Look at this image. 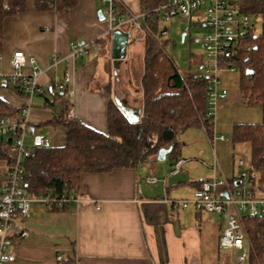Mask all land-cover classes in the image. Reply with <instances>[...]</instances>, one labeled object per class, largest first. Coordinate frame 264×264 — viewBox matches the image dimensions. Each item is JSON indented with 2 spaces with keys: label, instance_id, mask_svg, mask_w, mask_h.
Instances as JSON below:
<instances>
[{
  "label": "crops",
  "instance_id": "crops-1",
  "mask_svg": "<svg viewBox=\"0 0 264 264\" xmlns=\"http://www.w3.org/2000/svg\"><path fill=\"white\" fill-rule=\"evenodd\" d=\"M120 1L137 14L147 9L143 6L145 0ZM102 8L99 0H78L70 11L57 12L40 10L36 0H26L23 12L4 20L0 73L11 74L10 61L16 50L33 55L45 70L40 78L44 92L31 99L26 112L29 142H33L34 135H42L52 147L65 144L66 129L48 125L62 111L63 101L70 105L69 116L101 133L108 132L110 102L142 117L145 39L129 24L119 27L117 30L129 39L126 56L118 59L115 67L111 54L113 33L99 17ZM171 27L161 28V35L170 33ZM176 35L184 36L183 41L188 36L180 34L178 28ZM94 41L104 46L98 56L70 59L72 44ZM136 56L142 57V70L135 81L128 80ZM25 70L30 71L29 65ZM67 72L72 77V101L57 89ZM220 77L228 96L218 102L213 135L223 136V140L211 144L204 128L184 129L179 135V160L184 163L177 175H171L176 160L167 155L164 161H169L168 167L167 161L157 163V154L135 168L83 174L77 192L82 200L79 205L48 210L33 203L31 215L15 221L27 235L14 243V264H59L60 255L73 258L76 264H232L233 254L226 258L219 249L227 218L223 216V225L220 215L199 212L192 206L176 207L170 202L191 198L199 179H234L251 165V148L234 143L232 131L237 123L261 122V110L244 104L239 72L224 71ZM0 96L14 108H27V99L11 88H0ZM246 153L250 155L249 165ZM240 160L245 163L242 167ZM1 162L0 195L9 166L6 160ZM150 176L167 178V195L161 185L146 184ZM255 188L258 194L263 193L264 187L257 180Z\"/></svg>",
  "mask_w": 264,
  "mask_h": 264
},
{
  "label": "trees",
  "instance_id": "trees-1",
  "mask_svg": "<svg viewBox=\"0 0 264 264\" xmlns=\"http://www.w3.org/2000/svg\"><path fill=\"white\" fill-rule=\"evenodd\" d=\"M167 0H145L143 6L154 9ZM244 11L260 18L258 33L251 32L248 44L251 51H243L238 59L240 68L239 88L247 107L259 108V123H237L232 137L236 144L251 148V165L245 169L248 180L255 188V174L264 173V16L261 0H247ZM78 0H36L40 10L68 12ZM26 0H0V48L3 41V23L7 17L25 10ZM161 18L155 13L149 19L151 37L145 39L143 114L138 122L128 120L121 108L110 102L108 132L101 133L78 118L69 117L70 105L63 101V109L48 123L66 129V142L59 147H36L22 162L23 186L34 197L77 195L82 175L85 173H110L118 168H135L156 156L160 149L172 148L168 156L179 161L181 143L179 135L184 129L204 128L208 136L214 134V123L207 118V82L200 79V68L186 75L174 72L168 78L172 93H160V74L164 52L157 37ZM250 71V73H248ZM12 90L23 97L18 86ZM61 99V95H57ZM22 108H14L0 96V116H19ZM13 138H0V159L10 165L15 154ZM175 162V163H176ZM264 194V190L262 191ZM68 209L69 207H63ZM59 209L57 206L53 210ZM245 229L251 242L248 264H264V217H247ZM59 264H76L68 258Z\"/></svg>",
  "mask_w": 264,
  "mask_h": 264
},
{
  "label": "built area",
  "instance_id": "built-area-1",
  "mask_svg": "<svg viewBox=\"0 0 264 264\" xmlns=\"http://www.w3.org/2000/svg\"><path fill=\"white\" fill-rule=\"evenodd\" d=\"M102 5V15L109 24V33L119 27L129 24L132 30L142 35L144 39L152 35L149 19L158 13L161 20L169 22L175 15L197 22L206 32L203 36V48L206 56L200 68V79L207 82V118L213 123L217 114L219 100L228 96V90L223 88L221 73L224 71L239 72L237 65L243 51H251L248 44L251 32L258 33L261 19L253 20L250 14L244 11L247 0H167L161 6L152 10L145 9L142 13H134L121 5L120 0H99ZM264 16V0H261ZM193 15H196L193 19ZM194 20V21H193ZM180 34L186 35L190 26L178 27ZM100 41L71 46L70 59L77 60L85 55L98 56L103 50ZM29 65L30 71L25 68ZM11 74L0 73V88H14L18 86L20 92L28 101L27 108L17 116H0V138H13V152L15 158L8 166L5 184L0 195V264H14L16 253L14 243L25 237L27 232L15 221L26 219L32 213L33 203H40L48 210L55 206L70 207L79 205L82 200L79 196H39L34 197L23 186V160L30 156L36 147H50L48 139L42 135H34L32 145L26 144L30 134V124L27 119V109L31 106V99L42 95L44 90L40 78L45 72L33 55L23 50H16L10 61ZM72 77L67 72L57 89L68 101H72L73 91L69 87ZM71 117V116H69ZM212 144L216 139L223 140V136H208ZM184 163L179 160L174 164L171 175H177ZM239 161V166H244ZM246 170H241L234 179L209 178L199 179L197 186L189 199L171 200L176 207L188 208L192 206L199 212L225 216L227 227L219 238L221 251L233 252L232 264H248V254L251 242L245 229L244 219L247 217H264V194H258L248 180ZM149 186H162L165 195L168 192L167 178L150 176L145 179ZM58 262L65 260L64 255L57 257Z\"/></svg>",
  "mask_w": 264,
  "mask_h": 264
},
{
  "label": "rangeland",
  "instance_id": "rangeland-1",
  "mask_svg": "<svg viewBox=\"0 0 264 264\" xmlns=\"http://www.w3.org/2000/svg\"><path fill=\"white\" fill-rule=\"evenodd\" d=\"M196 15H193V19H195ZM256 19V17L253 18V20ZM174 20V25H172V21ZM171 22H166L163 20H160L159 24L161 28H170L171 27V32L168 33L167 35H161L158 34L157 40L159 44L161 45L163 52H164V59L161 64V77H162V83L160 87V93H172L175 92L176 89L170 88L168 86V78L174 72H178L182 75H186L190 70L197 71L198 67L200 64H202L205 60V50L203 48V36L206 32L205 28H203L200 24L197 22L191 23L189 19L181 18V17H174ZM194 21V20H193ZM190 26V31L188 33V36L186 38V41H183V37H178L176 35V30L177 26ZM174 29V30H173ZM151 37V36H150ZM142 57L136 58L131 62L130 64V75L129 79L136 80L139 77V74L141 72V65H143V60L141 59ZM141 69V70H140ZM125 81L124 76L122 77V82ZM49 138L50 134L48 131H44ZM26 144L27 145H32L29 140L26 139ZM248 149L250 146L246 144ZM245 146V145H244ZM246 158L248 161V165L250 164V155L249 153H246ZM1 161H4V159H0ZM167 161V162H166ZM162 161L160 162L158 160L157 163H164L166 162L168 167L169 161ZM255 178L257 180V183L260 184L262 187H264V173L262 174L255 171ZM220 221H222L223 225L225 224V218L223 216L218 217ZM223 255L228 258V256H234L233 252H227V251H222Z\"/></svg>",
  "mask_w": 264,
  "mask_h": 264
},
{
  "label": "water",
  "instance_id": "water-1",
  "mask_svg": "<svg viewBox=\"0 0 264 264\" xmlns=\"http://www.w3.org/2000/svg\"><path fill=\"white\" fill-rule=\"evenodd\" d=\"M99 17L101 20H105L104 16L102 15V12H99ZM184 37V36H183ZM112 45H111V54H112V58L115 59V67H117L118 64V59L124 58L126 56L127 53V47H128V36L123 35V33H121L118 30H115L112 34ZM248 73H250V71H248ZM121 108V110L124 112V114L126 115V117L128 118L129 121L131 122H138L140 120L139 115H135L133 116L132 114H130L129 112H127V110L120 105L119 106ZM172 151V148H168V149H160L157 155V159L159 161H164L167 157V155Z\"/></svg>",
  "mask_w": 264,
  "mask_h": 264
}]
</instances>
